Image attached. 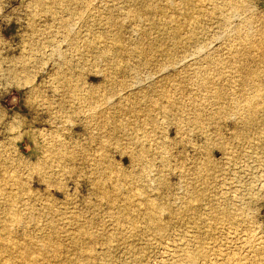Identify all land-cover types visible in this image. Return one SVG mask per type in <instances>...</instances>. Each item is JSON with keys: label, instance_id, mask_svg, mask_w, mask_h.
I'll use <instances>...</instances> for the list:
<instances>
[{"label": "rangeland", "instance_id": "rangeland-1", "mask_svg": "<svg viewBox=\"0 0 264 264\" xmlns=\"http://www.w3.org/2000/svg\"><path fill=\"white\" fill-rule=\"evenodd\" d=\"M0 264H264V0H0Z\"/></svg>", "mask_w": 264, "mask_h": 264}, {"label": "bare ground", "instance_id": "bare-ground-1", "mask_svg": "<svg viewBox=\"0 0 264 264\" xmlns=\"http://www.w3.org/2000/svg\"><path fill=\"white\" fill-rule=\"evenodd\" d=\"M180 9H181V8H180ZM222 118H223V117H222ZM222 118H221V119H222ZM102 131H103V130H102ZM46 177H47V176H46ZM52 183H53V182H52ZM54 183H55V182H54ZM54 183H53V184H54ZM256 254H257V253H256Z\"/></svg>", "mask_w": 264, "mask_h": 264}]
</instances>
